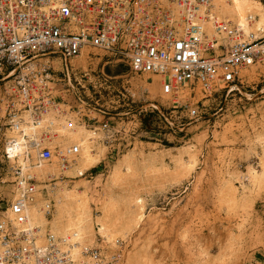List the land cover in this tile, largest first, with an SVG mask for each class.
<instances>
[{
  "label": "built area",
  "instance_id": "built-area-1",
  "mask_svg": "<svg viewBox=\"0 0 264 264\" xmlns=\"http://www.w3.org/2000/svg\"><path fill=\"white\" fill-rule=\"evenodd\" d=\"M210 21L219 38L208 37ZM81 58L100 68L106 87L82 84L79 76L87 72L75 64ZM262 60L264 40L245 38L233 22L212 18V0H0V131L11 134H3V151L22 140L27 161L8 168L12 195L0 198V264H125L128 241L109 249L100 238L99 246L82 247L76 258L74 236L59 237L30 223L40 193L46 199L43 215L53 217L48 192L58 188L43 186L34 168L56 155L59 178H69L64 172L82 146L58 149L66 130L82 126L108 142L118 140L123 126L96 109L115 90L111 81L157 75L172 90L187 86L211 93L219 82L237 86L243 70ZM118 66L128 73H107ZM96 112H103L102 119Z\"/></svg>",
  "mask_w": 264,
  "mask_h": 264
},
{
  "label": "rangeland",
  "instance_id": "rangeland-1",
  "mask_svg": "<svg viewBox=\"0 0 264 264\" xmlns=\"http://www.w3.org/2000/svg\"><path fill=\"white\" fill-rule=\"evenodd\" d=\"M250 1L264 13V0ZM254 36L264 40V30ZM75 64L87 72L79 76L83 85L106 87L100 68L85 58ZM109 85L115 90L96 109L123 126L122 135L113 142L96 135L93 153L100 158L84 176L39 178L43 186L58 183V188L85 183L97 218L116 166L131 155L142 168L139 177L116 190H124L120 212L131 195L143 198L142 218L112 240L96 226L84 247L99 246L100 238L109 249L128 241L125 264L138 254L139 264H264V60L243 70L237 86L219 82L211 93L187 86L172 90L157 75L125 76ZM103 112L96 116L102 119ZM4 133L11 136L0 131V198H10ZM45 164L59 165L58 156Z\"/></svg>",
  "mask_w": 264,
  "mask_h": 264
},
{
  "label": "bare ground",
  "instance_id": "bare-ground-1",
  "mask_svg": "<svg viewBox=\"0 0 264 264\" xmlns=\"http://www.w3.org/2000/svg\"><path fill=\"white\" fill-rule=\"evenodd\" d=\"M212 1H214L212 3V18L215 16L219 21L230 19L232 22L233 20L237 26L243 29L246 38L264 30V13L258 5L253 4L250 0ZM206 30L210 39L220 37L211 21L207 23ZM28 131L32 132L33 130ZM65 133L66 136L60 137L56 143L61 144L63 147H69L73 143L80 144L82 152L70 159L71 168L64 173L67 176H83L100 158V154L93 153L94 141L97 138L96 134L84 127L66 130ZM24 144V141L19 140L16 147H7L8 153H6V156L9 169L17 165L27 166V161L22 155V151L26 148ZM99 151L102 152L103 150L99 148ZM131 158L132 156L128 155L116 166L110 176L107 184L109 197L104 201L101 207V215L97 218L92 215L91 199L86 184L81 182L75 184L72 188L62 185L58 189L48 192V201L54 199L53 204L55 207L51 220L43 215L41 207H43L46 199L40 193L36 204L31 207L29 212L30 223L39 226L43 232L48 230L59 237L74 236L73 240L79 242L74 251L76 258L80 257L81 248L84 247V244L91 241L96 226L99 227L100 233L110 240L116 238L117 235L128 234L138 223L136 217H139L138 220L142 218L140 212L144 208L143 198L135 195L123 198L124 200L129 199L123 210L124 212H120L118 208L120 198L124 196V190L120 191V194L116 190H122L132 178L139 177L142 173V168L138 167ZM34 173L43 180L50 175L60 176L62 169L60 165L48 167L42 162L40 166L34 168ZM140 257L141 254L132 257L127 261V264H139Z\"/></svg>",
  "mask_w": 264,
  "mask_h": 264
},
{
  "label": "crops",
  "instance_id": "crops-1",
  "mask_svg": "<svg viewBox=\"0 0 264 264\" xmlns=\"http://www.w3.org/2000/svg\"><path fill=\"white\" fill-rule=\"evenodd\" d=\"M119 68H121V67L118 66V67H115L113 70H111V73H112L111 75H120V74L125 73V70L119 72ZM123 68H124V67H123Z\"/></svg>",
  "mask_w": 264,
  "mask_h": 264
},
{
  "label": "trees",
  "instance_id": "trees-1",
  "mask_svg": "<svg viewBox=\"0 0 264 264\" xmlns=\"http://www.w3.org/2000/svg\"><path fill=\"white\" fill-rule=\"evenodd\" d=\"M108 73H111V70L110 69L108 70Z\"/></svg>",
  "mask_w": 264,
  "mask_h": 264
}]
</instances>
